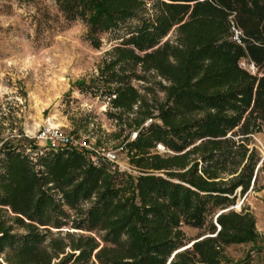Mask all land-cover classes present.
<instances>
[{"label":"trees","instance_id":"trees-1","mask_svg":"<svg viewBox=\"0 0 264 264\" xmlns=\"http://www.w3.org/2000/svg\"><path fill=\"white\" fill-rule=\"evenodd\" d=\"M56 1L95 48L137 20L99 76L77 84L133 114L122 150L137 174L68 146L5 144L0 264H221L226 247L256 242L254 216L232 206L261 171L249 141L264 128V0ZM137 67L165 81L163 101L141 97ZM66 227L87 234L52 235Z\"/></svg>","mask_w":264,"mask_h":264},{"label":"rangeland","instance_id":"rangeland-1","mask_svg":"<svg viewBox=\"0 0 264 264\" xmlns=\"http://www.w3.org/2000/svg\"><path fill=\"white\" fill-rule=\"evenodd\" d=\"M135 24L137 20H131L120 30L99 35L100 47L95 48L87 38V27L69 20L56 0H0V149L6 144L28 153L57 147L39 139L41 132L56 130L72 138L70 147L90 155L99 150L114 152L118 168L136 175L122 150L125 138L135 137L128 125L133 114H122L111 107L109 99L77 88L99 76L113 47ZM176 38L174 28L164 41ZM241 65L255 72L245 61ZM135 72L139 79H133L132 85L141 97L150 104L163 101L160 85H166L165 81L140 67ZM249 149L259 158L254 175L257 167L261 171L246 193L237 189L232 208L254 216L260 238L226 247V261L221 264H264V128L250 136ZM57 231L52 230L54 237L64 238L68 232L87 234L67 227ZM183 231L188 237L200 233L188 227Z\"/></svg>","mask_w":264,"mask_h":264},{"label":"built area","instance_id":"built-area-1","mask_svg":"<svg viewBox=\"0 0 264 264\" xmlns=\"http://www.w3.org/2000/svg\"><path fill=\"white\" fill-rule=\"evenodd\" d=\"M238 32H236V35ZM39 139L43 141H50L52 143L58 144L57 147L59 146H68L70 147L73 144V140L70 136H65L59 131L56 130H51V131H43L39 135ZM57 147H52V148H57ZM74 148V147H72ZM156 151H162L163 153L168 152L161 144H158L156 146ZM95 156L102 157L106 160H108L111 163H116L117 162V155L114 152H105V151H97L95 153ZM95 158V157H94Z\"/></svg>","mask_w":264,"mask_h":264}]
</instances>
